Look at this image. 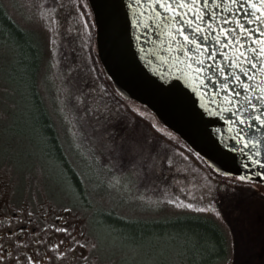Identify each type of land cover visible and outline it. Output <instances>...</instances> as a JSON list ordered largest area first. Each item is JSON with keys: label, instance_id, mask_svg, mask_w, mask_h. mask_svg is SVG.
Masks as SVG:
<instances>
[{"label": "trees", "instance_id": "obj_1", "mask_svg": "<svg viewBox=\"0 0 264 264\" xmlns=\"http://www.w3.org/2000/svg\"><path fill=\"white\" fill-rule=\"evenodd\" d=\"M26 7L31 13L26 11ZM36 8L40 9L38 12L44 13L57 12L59 9L66 13L69 11L64 25L71 17L77 29L70 33L63 32L68 29L62 30L52 49L51 43L42 42L34 29L28 28L20 19L23 17L26 24L38 22ZM0 48L13 60L8 82L13 79L21 86L24 100L29 104L30 117L26 120L37 131L38 146L41 147L44 160L57 167L69 191L97 211L100 222L107 225L105 230L113 239L126 248L138 245L146 255L151 254L157 264H218L230 254L234 256L232 264H264L255 258L258 240L255 248L251 245L235 252V243L232 250L231 218H235L236 213L231 207L228 213H223L229 228L215 218L193 210L165 217L142 215L160 211L159 206L139 202L137 194L143 188L145 192L150 191L149 184H164L163 175L158 170V167H164L158 166L146 153L143 155L148 162L145 165L149 164L151 168H144V164L131 168V159L127 158L130 151L123 152L125 143H120L125 135L122 131L141 129L149 138L146 139L148 142L156 137L170 149L182 147L200 156L178 134L162 124L146 105L116 90L98 56L96 24L88 0H0ZM51 56L56 58V63L53 62V67L48 70L47 62L51 61ZM91 71L97 73L103 90L102 102L99 100L100 106L95 108H91L88 98L82 100L77 97V92L84 89L83 86L92 85L89 79ZM41 82L44 85H40ZM52 86L60 87L62 101L67 107V114L59 115L60 121L65 124L62 130L56 127L55 117L49 108V104L53 106L54 103L48 99V94L45 95ZM128 101H133L150 114L141 115L133 107L130 108ZM158 124L170 130L174 137L158 132ZM138 149L136 158L139 159L145 151L142 147ZM200 159L213 174L227 181V187L224 188L227 199L259 202L255 188L256 185L264 186L263 183L220 174L202 157ZM151 169L152 172H149ZM247 188L253 191L246 193ZM112 191L120 195L119 200L107 205L105 199L111 196L109 194ZM89 192L95 195L94 199L91 200ZM129 212L137 215L131 216ZM258 229L261 231L262 226ZM203 244H206L205 248Z\"/></svg>", "mask_w": 264, "mask_h": 264}, {"label": "rangeland", "instance_id": "obj_2", "mask_svg": "<svg viewBox=\"0 0 264 264\" xmlns=\"http://www.w3.org/2000/svg\"><path fill=\"white\" fill-rule=\"evenodd\" d=\"M39 10V8L35 9L38 22L34 24L32 21L26 24L23 17L20 19L28 28L34 29L42 42L48 41L49 45L51 43L52 49L56 46L62 30L68 29L69 31L63 32L70 33L77 29L71 17L64 25L69 11L66 13L59 9V12L56 10L57 12L44 13L38 12ZM14 11L13 9L12 12ZM26 11L31 13L28 7ZM14 15L18 18L15 13ZM79 17L82 18L81 14ZM80 24L83 30V22ZM50 59L51 61L47 62L48 70L53 67V62L56 63V58L53 59L51 56ZM12 63V58L0 48V200L8 199L13 202L15 209H21L36 218L40 215L45 216L50 221L48 228L42 231L44 238L39 245L45 247L50 243L62 242L61 250L66 252V257L63 260L57 259L54 257V251L46 247L51 251V261L44 263L157 264L153 256L146 255L138 245L136 247L133 244L135 246L126 248L117 239H113L112 235L105 230L107 225L100 222L97 211L92 206L88 207L87 203L83 201L82 203L73 192L69 191L57 167L49 165L44 160L41 147L38 146L37 131L26 120L30 117L29 104L24 100L21 86L13 82V79L10 83L8 82V76L11 77ZM89 79L92 80V85L83 86L84 89L77 92V97L82 100L84 97L88 98L91 108L99 107L98 102L103 99V90L97 73L91 71ZM40 85L44 83L41 82ZM45 95L54 103L53 106L49 104V108L55 117L56 127L62 130L65 124L60 121L59 115L67 114L66 104L62 101L63 93L59 86L56 88L52 86L47 89ZM127 103L130 108L133 107L136 111L138 109L140 113L150 114L148 110L134 104L133 101ZM156 127L157 129L163 128L164 135L169 136L168 133H171L164 126L158 124ZM122 132L125 135L122 136L120 143H125L123 152L130 151L127 158L131 159L132 163L129 164L131 168L148 163L147 158H143L146 153L151 160L158 163V166L164 167L163 169L158 167L163 175L164 184H149L150 191L145 192L143 188V191L137 194L139 202H149L160 207V211L156 214H150V212L147 215L142 214L143 216L165 217L185 210H193L215 218L229 228L223 213H228L231 207L236 213L235 218H231L233 221V231L230 228L232 250H234L235 243V252L243 247H251V245L255 248L258 240L260 247L256 249L255 258L264 262V186L256 185L255 188V192L259 195V202L230 201L224 189L227 187L225 183L227 181H222L219 176L213 174L208 165L197 155L182 147L181 149H170L166 143L163 144L156 137H152L148 142L146 139L149 138L141 129L133 131L130 128ZM171 137H174L173 133ZM140 147L145 153L138 159L136 152ZM147 167L151 168L149 164L144 168ZM150 171L152 172V169ZM219 189L221 192L218 193ZM115 190L120 193L119 190ZM116 191H112L109 194L111 196L104 198L107 205L119 200L120 195ZM252 191V188L245 190L246 193ZM89 194L91 200L95 198V195L90 192ZM189 204L192 207H188ZM129 215L135 217L137 214L132 212ZM57 218H59L58 223H56ZM106 224L109 223L106 222ZM53 226L55 228L67 227L70 237L66 238L65 233L55 231ZM259 226H262L261 231L258 229ZM203 247L205 248L206 244H203ZM233 258V254H230L227 259L218 264H232ZM17 264H25V262L18 260Z\"/></svg>", "mask_w": 264, "mask_h": 264}, {"label": "snow or ice", "instance_id": "obj_3", "mask_svg": "<svg viewBox=\"0 0 264 264\" xmlns=\"http://www.w3.org/2000/svg\"><path fill=\"white\" fill-rule=\"evenodd\" d=\"M127 7L139 9L148 19L141 40L149 30L163 38L158 42L166 46L168 56L161 59L166 64L174 61L176 83L183 82L197 96L206 95L208 107H201L209 115L220 114L213 106L221 101L222 110L235 118L228 120V131L236 141L235 151L247 160L243 167L264 168V81L256 89L249 83L257 78L254 69L264 67V0H127ZM259 175L264 177V171ZM240 179L250 180L251 173ZM53 227L70 237L67 227ZM62 246V242L45 245L60 260L66 257ZM24 259L26 264H40L31 255ZM4 261L0 256V264Z\"/></svg>", "mask_w": 264, "mask_h": 264}, {"label": "water", "instance_id": "obj_4", "mask_svg": "<svg viewBox=\"0 0 264 264\" xmlns=\"http://www.w3.org/2000/svg\"><path fill=\"white\" fill-rule=\"evenodd\" d=\"M88 1L96 24L98 56L116 90L146 105L162 124L178 134L218 173L237 177L251 173V179L245 180L264 184V177L259 175L264 168L243 167L247 160L235 151L236 141L228 131V120L235 118L222 110L221 101L213 106L219 115L206 113L201 106L208 107L207 96H197L183 82L177 84L174 61L166 64L161 59L168 53L166 46L158 42L163 39L159 33L149 30L147 37L140 39L143 26L148 23L147 17L142 16L139 9L127 7V0ZM133 13L141 26L139 29L132 23ZM254 72L257 78L249 83L254 89L261 88L264 67L257 66Z\"/></svg>", "mask_w": 264, "mask_h": 264}, {"label": "flooded vegetation", "instance_id": "obj_5", "mask_svg": "<svg viewBox=\"0 0 264 264\" xmlns=\"http://www.w3.org/2000/svg\"><path fill=\"white\" fill-rule=\"evenodd\" d=\"M13 206L8 199L0 200V256L5 257L4 264L13 261L17 264L18 260L26 264L24 258L29 255L38 258L40 264L51 261V251L39 245L44 238L42 231L48 228L50 221L45 216L36 218Z\"/></svg>", "mask_w": 264, "mask_h": 264}]
</instances>
